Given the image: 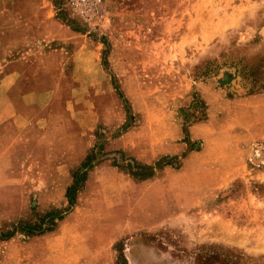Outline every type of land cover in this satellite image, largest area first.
<instances>
[{
	"label": "rangeland",
	"instance_id": "374dc122",
	"mask_svg": "<svg viewBox=\"0 0 264 264\" xmlns=\"http://www.w3.org/2000/svg\"><path fill=\"white\" fill-rule=\"evenodd\" d=\"M3 4L6 24L1 31L16 28L19 5H39L46 17L69 24L78 38L93 44L89 52H96L99 75L93 77L97 82L89 96L101 103L86 108L91 123L81 130L83 156L98 144L105 155L88 172L82 191L91 188L93 169L113 160L126 171L130 159L145 164L158 158L179 161L180 167L190 150H204L196 164L214 159L206 176H218L217 187L186 209L177 206L169 188L170 214L149 230L129 231L111 243L108 239L105 250L98 253L99 264H120L114 248H122L125 264H264V99L238 100L245 95L264 98V0H107L110 23L100 35L83 34L74 21L55 12L59 0ZM53 46L55 42H36L33 47ZM128 74L135 105L119 89V80ZM195 84L208 94L215 90L218 94L212 95L213 125L191 139L189 126L204 122L208 112ZM98 85L106 87L100 94ZM64 94L56 99L60 102ZM126 132L136 133L137 145L153 152L148 162L138 158L133 147L119 144ZM15 134L8 139L11 143ZM167 142L181 143L183 148L176 154L159 153ZM40 151L34 144L15 143L6 156L9 183L0 186V233L12 235L0 240V264L97 263L75 247L67 225L53 234L77 201L50 232L27 237L15 227L19 221L34 223L47 210L66 206L63 198H53L51 185H35L45 178ZM83 156L69 162V174ZM163 167L155 168L150 178L161 177ZM177 179L171 177L175 184Z\"/></svg>",
	"mask_w": 264,
	"mask_h": 264
},
{
	"label": "crops",
	"instance_id": "0c3cea01",
	"mask_svg": "<svg viewBox=\"0 0 264 264\" xmlns=\"http://www.w3.org/2000/svg\"><path fill=\"white\" fill-rule=\"evenodd\" d=\"M3 3L0 0V26L6 24ZM17 13L16 28L11 32L0 30V186L9 183L6 156L13 145L34 144L43 155L41 165L45 174L44 180L35 185H51L53 198L54 195L61 197L65 203V188L71 182L67 166L85 152L81 130L91 123L86 108L101 103L89 96L97 82L93 80L98 71L96 52H89L93 46L91 41L78 38L69 24L60 19L46 17L39 5H19ZM36 42H55V46L36 49L33 47ZM130 77V74L124 75L119 80V89L135 105V98L129 93L134 89L127 86ZM100 85L96 87L99 94L106 89ZM195 89L205 97L208 112L204 122L189 126L191 139L213 125L212 95L218 94L217 90L208 94L201 85L195 84ZM62 91L65 94L59 102L56 98L61 97ZM258 98L264 99L245 95L238 100L251 103ZM56 106L60 109H54ZM256 109L260 111L259 107ZM11 133H16L13 143L8 140ZM137 139L136 133L126 132L117 141L124 147H133L137 157L148 162L153 152L139 147ZM182 148L181 143L167 142L159 153L176 154ZM203 155L204 150H190L180 167L164 165L161 177L138 182L112 164L94 168L91 188L77 191V203L53 234H60L67 225L75 247L85 252V259L90 262L97 259L93 264H99L102 257L98 253L105 250L108 242L129 231L149 230L170 214L166 201L169 188L177 206L186 209V205L198 201L211 187L218 186V176H206L212 170L214 159L204 158L196 164L197 158ZM172 176L178 178L174 181L177 184L171 180ZM87 220H93V224Z\"/></svg>",
	"mask_w": 264,
	"mask_h": 264
},
{
	"label": "trees",
	"instance_id": "16d2710c",
	"mask_svg": "<svg viewBox=\"0 0 264 264\" xmlns=\"http://www.w3.org/2000/svg\"><path fill=\"white\" fill-rule=\"evenodd\" d=\"M116 89V88H115ZM118 94L122 96V93L119 89H116ZM125 113H128V110L125 109ZM125 130V129H123ZM183 134L185 138L187 137V129L186 127L182 128ZM185 142L188 140L185 139ZM192 149L189 145L188 150ZM105 151L101 144L93 145L90 147L83 158L81 159L78 167L70 171L71 182L66 186L64 196L66 199V206L62 209L51 208L44 212L38 219L37 222L29 223L24 221H19L15 227L19 230L23 235L36 236L43 234L45 232H50L54 229L57 221H60L66 213H68L72 206H74L76 202V194L77 191L81 188V184L85 181L88 172L92 169L93 166L99 164L104 160ZM183 157V156H182ZM131 163H125V169L118 165L115 160L112 161L114 166H117L119 169L125 171L128 175L136 180H143L153 176L155 168H162L163 165H174L175 167L179 166L178 162H171L169 160L161 161L160 158L155 160L153 164H145L138 162L135 159H130ZM12 235L11 231H5L0 233V240H5ZM117 251L116 259L120 264H125L126 259L122 252V248H114Z\"/></svg>",
	"mask_w": 264,
	"mask_h": 264
},
{
	"label": "built area",
	"instance_id": "2783aa9c",
	"mask_svg": "<svg viewBox=\"0 0 264 264\" xmlns=\"http://www.w3.org/2000/svg\"><path fill=\"white\" fill-rule=\"evenodd\" d=\"M107 0H59L55 12H60L76 23L85 35H100L108 28L110 14Z\"/></svg>",
	"mask_w": 264,
	"mask_h": 264
}]
</instances>
